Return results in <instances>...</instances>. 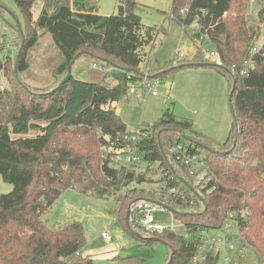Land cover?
<instances>
[{
	"label": "trees",
	"instance_id": "obj_1",
	"mask_svg": "<svg viewBox=\"0 0 264 264\" xmlns=\"http://www.w3.org/2000/svg\"><path fill=\"white\" fill-rule=\"evenodd\" d=\"M250 1L172 0L167 13L185 28L197 22L199 31L195 35L207 34L220 54V63L197 59L169 64L164 69L174 73L204 65L228 77L237 123L234 119L227 139L215 145L195 131L191 121L178 119L170 111L153 126L142 129L149 132L148 137L136 143L128 138L127 124L114 103L136 80L159 76L162 70L153 75L144 74V69L158 38L166 33L163 27L142 23L139 0H119L117 12L110 15L101 14L94 0H43L37 18L33 15L36 0H15L25 19L24 27L18 24L21 41L25 38L19 74L28 69V51L44 34L52 37L62 62L59 79L45 90L21 83L15 70V81L0 87V176L13 185L11 192L0 196V264H93L91 256L84 255L87 242L82 222L52 227L44 218L62 192L73 187L97 197H113L119 219L130 227L122 217L125 200L146 192L142 186L147 183H158L152 187L157 191L165 179L169 186L186 190L187 197L157 194L158 198L152 199L164 201L166 206L174 204L171 210L188 231L184 236L165 229L142 239L148 245L160 241L168 246L165 264H217L219 254L193 261L201 242L200 232L223 230L230 221H235L241 238L257 251L264 264V55L255 56L254 68L245 75L232 69L233 65L241 66L261 38L264 4L253 25L249 23ZM2 8L0 3V11ZM182 9L188 10L181 13ZM80 59L91 60L97 67L102 61L120 67L125 76L116 84L109 82L107 72L83 79L73 72ZM70 65L71 76L61 82ZM5 66L0 60L6 79L10 70ZM183 137L188 139L191 151L200 154V149H207L204 171L211 180L203 187L195 184L189 167L174 161L169 152L170 144L181 142ZM128 146H136L145 162H158L167 176L155 179L157 173L140 164L113 167L116 150ZM184 183L192 185L193 190ZM176 206L190 208L191 212L177 211ZM111 261L137 262L130 255H116Z\"/></svg>",
	"mask_w": 264,
	"mask_h": 264
},
{
	"label": "rangeland",
	"instance_id": "obj_2",
	"mask_svg": "<svg viewBox=\"0 0 264 264\" xmlns=\"http://www.w3.org/2000/svg\"><path fill=\"white\" fill-rule=\"evenodd\" d=\"M42 1L36 0L33 8L34 18H37L41 11ZM94 1L99 4L101 14L110 15L117 12L119 0ZM139 2L142 5V9L139 10L142 23L147 26L163 27L166 33L158 38L151 59L146 65L147 69H144V74L149 72L153 75L162 70L157 74L159 76L151 78L152 89L156 90L157 95L144 89V81L138 79L130 84L127 94L114 103L118 113L126 122L129 133L134 134L153 126L165 112L170 111L178 119L191 121L194 130L212 139L215 145L222 144L234 123L230 108L228 77L215 68L204 65L188 66L174 73L164 70L169 64L180 65L184 62L196 61L199 59L198 53L204 54V57H201L205 58L207 63H216L215 58L211 56V52L215 50L214 46L206 39H198L194 34L195 30L199 29L197 22L185 28L169 18L167 13L171 10L172 0H139ZM0 3L5 7L0 11V60H4L5 67L10 70L6 79L0 70V87H4L10 86V83L15 81L13 70L22 44L18 24L24 27L25 19L15 0H0ZM250 3L249 23L256 25L264 0H253V2L251 0ZM261 36L258 42L264 38L263 30ZM179 49L187 52L183 59L177 54ZM27 57L28 69L20 73V78L27 86L45 90L57 82L60 77L58 66L62 62V57L49 34H44L38 45L28 51ZM73 72L86 80L107 72L111 84L118 83L125 76V70L120 67L102 61L98 63L97 68H93L91 60L83 59L75 63ZM187 135L190 136L191 133ZM181 142L189 143L186 137H183ZM200 150V156L205 157L207 149ZM147 165L145 161L140 163L141 168H146ZM154 178L158 179V176ZM157 185L158 183L155 182L141 185L146 188V192L133 194L125 200V204L122 205V217L123 219L126 217L130 227L126 226L125 221L119 219L116 212L118 204L112 199L113 197L110 199L97 197L95 194L83 193L73 187L62 192L44 218L52 227L72 221L82 222L87 242L84 253L91 256L93 264H113L111 260L116 255L133 256L137 261L136 264H165L169 253L168 246L160 241L152 245L145 244L142 239L149 235L141 229L140 219L134 212L139 199L158 198L157 191L152 190V187ZM12 189L13 185L0 176V196L11 192ZM158 202L165 204L164 201L158 200ZM167 207L155 216V223L173 225L176 233L186 236L188 231L185 225L171 210L175 208V205L171 203ZM182 210L191 212L190 208L177 207V211ZM131 229L135 231L134 234ZM103 231L109 232L115 243L107 242L101 236ZM210 234L222 237L223 241L228 237L236 247H241L245 255L242 257L235 255V260H239L240 264H261L257 251L241 238L235 221H232V228L228 232L223 233L222 229H211ZM226 253L234 255L235 251H226L224 247L221 248L217 264H226Z\"/></svg>",
	"mask_w": 264,
	"mask_h": 264
},
{
	"label": "built area",
	"instance_id": "obj_3",
	"mask_svg": "<svg viewBox=\"0 0 264 264\" xmlns=\"http://www.w3.org/2000/svg\"><path fill=\"white\" fill-rule=\"evenodd\" d=\"M253 2V0H252ZM188 9H182L181 13H185ZM262 30L264 35V22L262 23ZM199 29L194 34L198 33ZM262 37V36H261ZM198 39L201 40H207L209 42L208 35L205 33H201L200 36H198ZM177 54L179 57L183 59L187 55V52L185 50H178ZM204 54L202 53L199 57L200 61H205V58H202ZM257 55H264V38L257 44H255L251 50L250 55L248 58L244 60V62L239 67L238 65H233L232 69L233 71L238 70L241 75H245L248 73V71L255 66V56ZM211 56L215 58V61L217 63L221 62L220 54L214 50L211 52ZM204 57V56H203ZM93 68H96V64H92ZM151 78L145 77L144 79V89H147L149 92L152 91L153 95H157V92L155 89H152L151 86ZM149 132L144 130H139L138 132L134 134H130L128 138L130 137L135 143L139 142L140 140L148 137ZM190 147L187 144H184L182 142H174L170 144L169 152L173 158L174 161L177 163H180L184 166L189 167V173L194 176L195 184L204 186L207 182L211 180L210 176H207L206 172L204 171V165H205V159L204 157H201L199 153L195 151H191L189 149ZM142 161V156L137 152V147H125V148H119L116 150L113 167H118L120 165H132V164H140ZM147 167L151 170L157 173V176L160 177H166L167 173L164 169V167L160 166L158 162L148 163ZM171 179L174 181L175 177L172 176ZM177 179V178H176ZM169 181L167 179L164 180V183L160 185V187L157 189V194H160L164 197H175V198H183L185 199L187 197L186 190H183L182 187L179 186H169ZM184 185L187 186V184L184 183ZM192 186V185H191ZM187 188L189 191H192L188 186ZM193 188V187H192ZM163 193V194H162ZM191 203H194V200H191ZM193 205V204H192ZM196 205H193L191 208L195 209ZM164 208H168L166 204H163L161 202H158L157 199H148V198H141L138 201L137 207L134 209V212H136V216L140 219V227L141 229L149 234L153 233L155 231L161 232L165 229H173V225L167 226L159 223H155V216L159 215L160 211ZM233 217V214H230V218ZM232 228V222L225 223L222 232L226 233L228 230ZM101 236L107 241L115 243V240L110 235L109 232L103 231L101 232ZM200 239L201 242L198 245L197 253L193 258L194 262L197 261H204L208 258L210 254H219L220 256V250L221 248H225L226 251H235L234 255H230L229 253H226L225 261L226 264H240L239 260H235V255H239L240 257L245 255L244 250L241 247H236L234 242L230 240V238L226 237V239L223 241L222 237L215 236L210 234V232H207L205 230H202L200 232Z\"/></svg>",
	"mask_w": 264,
	"mask_h": 264
},
{
	"label": "water",
	"instance_id": "obj_4",
	"mask_svg": "<svg viewBox=\"0 0 264 264\" xmlns=\"http://www.w3.org/2000/svg\"><path fill=\"white\" fill-rule=\"evenodd\" d=\"M20 31H22V28H21V27H20ZM24 41H25V38H24V36H23V38H22V46H21V48L19 49V52H18L17 58H16V60H15V68H14V70H15V74H16V77H17V79H18L21 83H23V81H22V79L20 78L18 65H19V60H20L21 53H22V50H23ZM71 74H72V65L69 66L68 73H67V75L63 78V80H62L61 82H65V81L71 76ZM232 97H233V92L230 93V108H231V112H232V114H233V117H234V119H235V121H236V123H237L236 115H235V111H234V107H233V105H232ZM236 140H237V139H236ZM187 186H188L191 190H193V188H192L191 185L188 184ZM196 194H198V193L196 192Z\"/></svg>",
	"mask_w": 264,
	"mask_h": 264
},
{
	"label": "crops",
	"instance_id": "obj_5",
	"mask_svg": "<svg viewBox=\"0 0 264 264\" xmlns=\"http://www.w3.org/2000/svg\"><path fill=\"white\" fill-rule=\"evenodd\" d=\"M84 255H86V254L84 253Z\"/></svg>",
	"mask_w": 264,
	"mask_h": 264
}]
</instances>
